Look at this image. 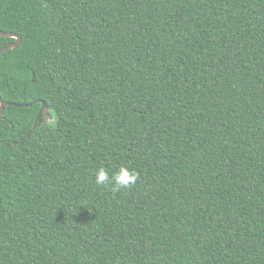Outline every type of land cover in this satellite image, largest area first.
Here are the masks:
<instances>
[{
	"label": "trees",
	"instance_id": "16d2710c",
	"mask_svg": "<svg viewBox=\"0 0 264 264\" xmlns=\"http://www.w3.org/2000/svg\"><path fill=\"white\" fill-rule=\"evenodd\" d=\"M0 30V264H264V0H0Z\"/></svg>",
	"mask_w": 264,
	"mask_h": 264
},
{
	"label": "clouds",
	"instance_id": "9594fccd",
	"mask_svg": "<svg viewBox=\"0 0 264 264\" xmlns=\"http://www.w3.org/2000/svg\"><path fill=\"white\" fill-rule=\"evenodd\" d=\"M94 175L96 185L110 187L114 192L134 186L139 179V174L136 171L123 165L119 166L118 170L111 175L105 167L101 166L95 171Z\"/></svg>",
	"mask_w": 264,
	"mask_h": 264
},
{
	"label": "water",
	"instance_id": "95a60500",
	"mask_svg": "<svg viewBox=\"0 0 264 264\" xmlns=\"http://www.w3.org/2000/svg\"><path fill=\"white\" fill-rule=\"evenodd\" d=\"M0 35L5 36V37H14V38H16L15 41L10 42V43L0 47V54L3 51H5V50L17 47L22 42V36L20 34H18V33H15V32H8V31L0 30ZM10 105H19V106L21 105L22 106V104H18V103L11 102V101H6L0 96V117L3 115L6 106H10ZM49 110H50L49 106L47 105V103L45 101H43V107L41 108V110L38 113V116H37V118L35 120V124L37 123L39 117L42 114H44L45 122L47 123L48 120H49V115H48L49 114Z\"/></svg>",
	"mask_w": 264,
	"mask_h": 264
},
{
	"label": "rangeland",
	"instance_id": "374dc122",
	"mask_svg": "<svg viewBox=\"0 0 264 264\" xmlns=\"http://www.w3.org/2000/svg\"><path fill=\"white\" fill-rule=\"evenodd\" d=\"M53 120V117L49 115V120L48 121H51Z\"/></svg>",
	"mask_w": 264,
	"mask_h": 264
}]
</instances>
